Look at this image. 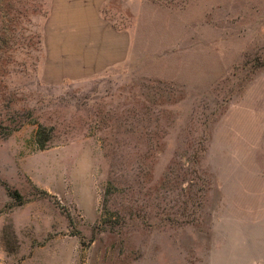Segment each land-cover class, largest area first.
Segmentation results:
<instances>
[{"label": "rangeland", "instance_id": "rangeland-1", "mask_svg": "<svg viewBox=\"0 0 264 264\" xmlns=\"http://www.w3.org/2000/svg\"><path fill=\"white\" fill-rule=\"evenodd\" d=\"M0 264H264V0H0Z\"/></svg>", "mask_w": 264, "mask_h": 264}, {"label": "trees", "instance_id": "trees-1", "mask_svg": "<svg viewBox=\"0 0 264 264\" xmlns=\"http://www.w3.org/2000/svg\"><path fill=\"white\" fill-rule=\"evenodd\" d=\"M44 132H45V127H39L38 130H37V133H36L37 142L40 144V146H44L45 141L47 140L46 139L47 138V134L45 135L46 138L43 136ZM12 194H13V196H16L19 199V201H20L21 197H20V195L17 192H14Z\"/></svg>", "mask_w": 264, "mask_h": 264}, {"label": "crops", "instance_id": "crops-1", "mask_svg": "<svg viewBox=\"0 0 264 264\" xmlns=\"http://www.w3.org/2000/svg\"><path fill=\"white\" fill-rule=\"evenodd\" d=\"M102 2H107V1H109V0H101Z\"/></svg>", "mask_w": 264, "mask_h": 264}]
</instances>
